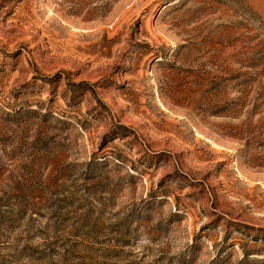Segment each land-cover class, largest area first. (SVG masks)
I'll list each match as a JSON object with an SVG mask.
<instances>
[{
    "label": "rangeland",
    "instance_id": "rangeland-1",
    "mask_svg": "<svg viewBox=\"0 0 264 264\" xmlns=\"http://www.w3.org/2000/svg\"><path fill=\"white\" fill-rule=\"evenodd\" d=\"M0 264H264V0H0Z\"/></svg>",
    "mask_w": 264,
    "mask_h": 264
}]
</instances>
